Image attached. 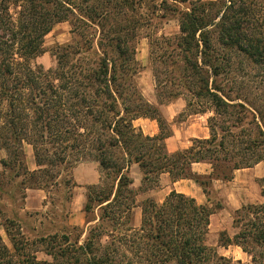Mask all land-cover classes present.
Instances as JSON below:
<instances>
[{
  "label": "trees",
  "instance_id": "trees-1",
  "mask_svg": "<svg viewBox=\"0 0 264 264\" xmlns=\"http://www.w3.org/2000/svg\"><path fill=\"white\" fill-rule=\"evenodd\" d=\"M187 1L183 9L167 0H0L3 172L20 180L22 198L27 188H72L71 171L85 161L98 162L110 180L107 189L88 187L87 217L95 205L102 213L83 242L84 232L30 238L0 211V264H233L207 242L220 204L201 205L172 191L162 204L145 201L141 224L133 225L132 164L143 173L141 190L156 188L168 173L173 181L194 180L209 195L213 179L229 181L236 170L264 162V97L233 95L220 81L241 61L264 73V0H177ZM157 10L163 18L178 16L180 26L178 34L151 41L153 63L163 66L153 67L159 103L185 96L191 115L212 113L210 137L176 152L166 146L171 127L136 80L138 35ZM63 22L71 26V42L55 47L56 65L47 69L37 59L45 37ZM140 118L156 120L159 134H144L135 125ZM26 144L35 171L27 168ZM194 163L210 164L211 173H195ZM260 185L264 196V179ZM234 227V236L223 232L221 242L251 257L238 264H264V204L243 205Z\"/></svg>",
  "mask_w": 264,
  "mask_h": 264
},
{
  "label": "crops",
  "instance_id": "crops-1",
  "mask_svg": "<svg viewBox=\"0 0 264 264\" xmlns=\"http://www.w3.org/2000/svg\"><path fill=\"white\" fill-rule=\"evenodd\" d=\"M170 2L179 4L183 9L185 8L184 3L177 2V0H170ZM169 24L170 20L165 22L166 26ZM174 30L175 31H173V33H168L167 31L163 35L173 36L178 34L180 32L179 20L177 22V27H175ZM142 73L144 72H139L138 75L140 76ZM145 77H149L150 83H152L151 87L153 91V77H151V81L150 73L148 74V72H145ZM139 81L138 86L139 88H142V94H145V92L148 91V87L143 85V77H139ZM145 98L149 103L159 108L161 115L173 131V134L166 139V146L170 152H176L190 147L193 139H207L210 137V129L208 127L209 115L207 113L190 115V119L187 123H185V125H182L181 123V126H177L173 124V118L186 107L185 101L183 102L182 100L177 99L169 104H161L159 103L157 97ZM135 125L140 127L146 135L155 136L160 132L158 122L153 119L140 118L135 121ZM24 152L28 170H37L38 166L35 160L33 147L26 144L24 146ZM2 170L3 166L0 158V172H2ZM192 170L199 175H209L212 171L211 165L207 163H194L192 165ZM130 175L133 180L132 187L137 192L136 206L133 209V225L135 227H139L141 224L143 212L142 204L145 201L152 200L157 204H162L172 191L192 197L198 204L209 205V196L205 193L204 189L192 179L173 181L168 173H162L159 177V185L156 188L141 190L140 188L142 185L143 173L138 164H132L130 168ZM71 176L75 185L72 188L71 202H69L68 210L66 212H63L61 209L59 211L60 213H50V204L49 201H47V191L43 189L27 188L25 190V196L22 198L21 206L15 208L16 206H13L12 203H10L13 207L3 210L5 216L19 221L23 229L25 227V220L33 218H38V229L42 227L43 224H46L53 229L51 233L38 236L64 233L66 231L63 230V227L66 226L84 229L85 232L83 233V236L86 237V231L91 225V222H88L87 220L85 204L87 202L88 187L98 185L102 181L99 163L96 161L81 162L72 169ZM263 179L264 162L250 168L236 170L233 178L229 181L213 179L211 187H214L218 194L224 197L227 208L229 207L230 209L237 211L243 206V204H245L241 202L244 201V199L246 201H250L251 196L253 195L254 198L258 197L260 199H264L260 185V182ZM251 193H253V195ZM232 194L235 200L231 199ZM215 215L216 214L214 213L211 215L210 228L214 225ZM232 223L233 228L236 230L234 227V219L232 220ZM227 229L228 228L225 227V225L220 224V230L225 232ZM42 255L44 256L43 258H46L44 254Z\"/></svg>",
  "mask_w": 264,
  "mask_h": 264
},
{
  "label": "rangeland",
  "instance_id": "rangeland-1",
  "mask_svg": "<svg viewBox=\"0 0 264 264\" xmlns=\"http://www.w3.org/2000/svg\"><path fill=\"white\" fill-rule=\"evenodd\" d=\"M170 2V0H167ZM182 1V0H178ZM189 1H195V0H189ZM209 1V0H205ZM148 3L152 2L154 4L159 5L161 3V0H147ZM185 7L189 6V2H184ZM152 9V8H150ZM164 12L157 10L154 14L153 19L151 21L150 27H145L139 32V44L137 45V53L136 58L141 66V71L144 72L140 76L136 78L137 84H139V77H143V85L145 87H148V91L145 92L144 97H157L156 96V89H155V79H154V72L153 67L159 66L160 69H163V66L159 62L153 63V55L151 54V41L156 39L157 37H160L165 32L168 31V33H173L175 31V27H177L178 22V16H170V14H167V17L163 18ZM170 20V24L168 26L165 25L166 21ZM166 26V27H165ZM71 26L69 22H63L59 23L54 27V29L45 37L44 47L45 52L43 55H41L37 59V63L42 64L45 68H52L56 65V59L53 55V50L57 45H64L71 42L72 35L70 33ZM155 51V48H154ZM236 70L232 72L231 75L227 77H223L220 79L225 89H229V87H233L235 91L232 92L233 95H235V92L238 91L241 95V97H264V73L254 65L246 62L241 61L239 63H236L235 65ZM145 72L150 73V79L153 77V86L154 89L152 91V87L149 80V77H145ZM152 81V79H151ZM219 81V82H220ZM220 82V83H221ZM150 86V88H149ZM140 90L143 93L142 88L140 87ZM165 98V97H163ZM192 98V97H189ZM178 100H182L183 102L185 100V96H181L177 98ZM174 99L173 101L177 100ZM171 101V102H173ZM171 102H168L166 104H169ZM209 116L212 115V113H207ZM190 110L186 107L179 112L174 118H173V124L177 126H181L190 119ZM193 115V114H192ZM6 157V152L0 151V158ZM77 166V165H76ZM66 172L62 173V177L58 179V181L64 182L66 179ZM19 179L14 177L13 171L7 169V171L4 173L3 170L0 172V211L2 212L5 209H10L13 206H16L15 208H18L21 206L22 201V193L24 192L20 186H19ZM110 180L106 178H102L101 186L103 189H107L109 185ZM260 182V181H259ZM73 188V187H72ZM72 188L68 189L63 184H60L58 186L50 187L47 190L48 198L47 201H49L50 208L49 212H59L61 209L63 212H66L68 210V204L71 202V196H72ZM210 206H217L221 205V209H217L214 214V225L212 228H210L209 235L207 242L210 246L214 247L219 255L225 256L227 258H230L233 260V264H238V261H241L243 263H248L251 261V257L245 253L241 247L235 246V245H223V242H221V234L223 233V230H220V224L225 225L228 229L225 230L227 232V235L232 238L235 234V229L233 228L232 220L234 219L235 210L227 208V204L225 202L224 197L220 196L218 192L214 189V187H210ZM233 192V191H231ZM235 194V193H234ZM253 195V193H251ZM208 195V196H209ZM232 200H235L233 197V194L231 196ZM242 203H245L243 205L247 204H258V203H264V199H260L258 197L254 198V195L251 196L250 201H241ZM13 206H11V204ZM241 208V207H240ZM3 213V212H2ZM60 213V212H59ZM102 210L98 205L94 206V210L92 213L88 214L87 219L88 220H95L91 222L90 227H93L98 224L99 216L101 215ZM4 214V213H3ZM5 216V215H4ZM38 218L33 219H27L24 222V229L23 231L25 234L30 238H35L38 235H45L47 233H51L53 229L49 227L46 224H43L42 227L39 229L38 226ZM87 229V231H88ZM63 230L66 232L72 233V237H76V235L81 232H85L84 229L80 230H73L72 227H63ZM84 230V231H83ZM86 231V232H87ZM3 233V231H1ZM85 236L81 237V241L83 242ZM39 257L42 259L44 256L42 254L39 255Z\"/></svg>",
  "mask_w": 264,
  "mask_h": 264
}]
</instances>
